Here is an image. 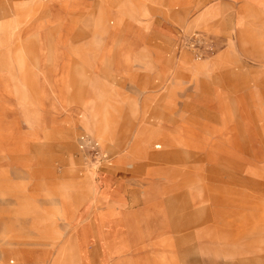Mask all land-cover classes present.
Segmentation results:
<instances>
[{
  "label": "rangeland",
  "instance_id": "rangeland-1",
  "mask_svg": "<svg viewBox=\"0 0 264 264\" xmlns=\"http://www.w3.org/2000/svg\"><path fill=\"white\" fill-rule=\"evenodd\" d=\"M257 150L264 0H0V264H264Z\"/></svg>",
  "mask_w": 264,
  "mask_h": 264
},
{
  "label": "crops",
  "instance_id": "crops-1",
  "mask_svg": "<svg viewBox=\"0 0 264 264\" xmlns=\"http://www.w3.org/2000/svg\"><path fill=\"white\" fill-rule=\"evenodd\" d=\"M237 71L239 72L240 69L234 70L232 72V76L231 77H235V75L237 74ZM240 76L242 77L241 81H239V82H237L235 84L234 83L235 80H234L232 86H230L229 88H227L225 90H222L220 92H223V93H226V94L229 93V91H230V93L235 92V91L237 92V91H240L241 90L239 87H241V85H242L243 86L242 91L243 92L246 91L248 94H250V88H248V87H251V86H249L250 84H246V85H244V84L246 83V81L252 80V79H250L252 76H249V72H244V71H243V75H240ZM235 98H238V96H235ZM249 99H250V97L248 95L247 97H244V100H239V98H238L235 101V106L233 107L234 110L232 112L233 113V117L235 119V118H237V114H240V116L237 119H240L242 121V123H240V124L243 127V128H239L237 131L238 132H242V131L243 132H248V134H249V132L252 131L254 133V135H255L254 137L256 138V140L257 139L258 140H261V136H260L261 135V129H259V123H260L259 122V119H258L257 122H254L253 123V121H254L253 118L259 116L258 115L259 113L256 112V110H259V107L261 106V103L254 102V101L249 100ZM238 109L244 110L245 113H241L240 110H238ZM251 119H252V122H251ZM251 123H253V128L251 127ZM260 125H262V124H260ZM250 127H251V129H250ZM246 138L247 137L244 136V139H246ZM226 140H227V138H225L224 141L219 142V143L222 144V146H224V148L227 145V141ZM250 140L251 139L248 136L247 142L250 141ZM224 142H226V144H224ZM157 146L158 145H156V148H157ZM162 147H163V145L160 144V147H158V148H162ZM162 152H166V150L165 151H162ZM255 152L256 153L253 154L254 157H258L259 158V156H264V152L262 153V152H260L258 150L255 151ZM230 153H231V151H229L228 149L225 152H222V154H225L228 157H230V155H232ZM232 156L235 157L234 155H232ZM251 156H252V154L250 153V151L248 152V150H247L246 152H244V154H243V157H244L243 160L244 161L243 162H248L249 165H251V159H250ZM223 158L224 157L221 155V159H223ZM187 170H188V168L185 169V171H184V177L183 178H185V175L187 173ZM184 185H185V183L182 180L181 188H182V196H183V200H184L183 201V204L185 203V201H186L185 198L187 197V188ZM113 212L114 211L111 210V209L99 210V212H98L99 215H98V213L96 215V220L95 221L97 222V225H98V233H97V235L99 236L100 241H101L102 244H104L105 234L107 235V233H108L107 231H109V229L112 226V222L113 221L111 220L112 219V216L110 215V213L113 214ZM162 224H163V228L161 227V230L162 229L163 230L162 231H159V232H155L154 237H153L154 240H155V238L163 235L164 229H165V226H164L165 221L164 220L162 221ZM158 228L159 227H157V230H158ZM103 252H104L105 257H106V255H107L106 253H108V251L106 252L105 250H103Z\"/></svg>",
  "mask_w": 264,
  "mask_h": 264
}]
</instances>
